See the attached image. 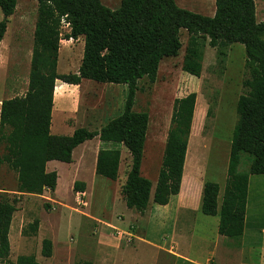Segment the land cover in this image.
Wrapping results in <instances>:
<instances>
[{
    "label": "trees",
    "instance_id": "obj_1",
    "mask_svg": "<svg viewBox=\"0 0 264 264\" xmlns=\"http://www.w3.org/2000/svg\"><path fill=\"white\" fill-rule=\"evenodd\" d=\"M36 1L27 90L23 96L4 99L0 104V166L5 165L16 174V192L38 196L44 191L53 193L57 173L47 172V163H71L72 152L77 146L98 137L101 143L113 147L99 149L95 175L110 181L117 179L121 162L119 145L131 157L130 170L121 189L127 209L143 214L150 203L166 206L171 197L178 195L182 177L184 180L186 177L184 164L196 93L174 101L153 192L151 181L141 174L149 117L147 112H135L133 107L138 83L144 79L155 82L161 61L178 55L182 46L180 33L184 30L188 41L181 69L196 78L202 71L204 42L208 41L221 59L225 58L230 45L238 43L244 47L245 74L236 103L237 119L221 204L218 206L219 185L206 181L200 205L203 215H218L219 236L238 242L244 232L249 177L264 175V21H256L254 0H215L213 16L180 8L175 0H121L114 10L100 0ZM17 2L0 0L3 15L0 44ZM64 24L69 32L61 38ZM81 36L84 47L77 73L59 74L60 41L76 40ZM57 80L69 85H79L81 80L126 85L123 112L98 131L77 128L70 136L52 135L51 113ZM212 116L208 108L206 117ZM246 161L247 172H240V166ZM73 190L83 193L85 184L76 181ZM15 204V200L0 193V264H41L33 255H20L14 262L9 259V234ZM44 207L49 209L48 204ZM38 224V220H34L26 233L36 234ZM41 255L51 257L49 239L42 240Z\"/></svg>",
    "mask_w": 264,
    "mask_h": 264
},
{
    "label": "rangeland",
    "instance_id": "obj_2",
    "mask_svg": "<svg viewBox=\"0 0 264 264\" xmlns=\"http://www.w3.org/2000/svg\"><path fill=\"white\" fill-rule=\"evenodd\" d=\"M120 1L101 0L111 10L118 8ZM175 2L191 12L213 15V0ZM254 3L256 21L262 22L264 0H254ZM36 16V0H18L14 14L8 18L4 40L0 44V104L4 99L23 96L27 90ZM2 19L0 11V21ZM68 32L64 24L61 38H65ZM180 40L182 46L178 55L161 61L155 82L149 83L144 79L138 83L133 110L147 112L149 117L141 174L151 181L153 192L174 101L196 93V117L191 126L193 137L188 143L186 166L184 164V194L196 207L195 218L193 213L181 210L173 223L147 220L148 216L161 218L169 214L152 203L143 214L127 209L121 189L130 170L131 157L121 146L117 179L110 181L97 176L94 180V145L99 142L95 137L73 151L76 162L69 165L53 162L52 167L60 177L55 193L46 191L41 196L19 194L16 192V174L5 165L0 166V193L16 201L10 237L9 259L12 262L20 255H33L41 264H74L77 261H90L92 264H185V259L178 262L176 257L190 258L196 264H218L215 256L218 241V256L225 261L230 260V264H264V230H261L264 227V176L259 177L261 181L252 183L257 190V200L250 204L248 218L254 227L251 235L244 239L243 255L233 249L237 241L218 238L217 217L203 215L197 200L202 181L216 182L222 191L224 189V169L227 168L237 119L236 103L245 74L244 47L238 43L230 45L225 58L221 59L216 49L211 48L208 41L204 42L202 71L196 78L181 69L188 41L184 30L180 33ZM78 44L79 41L61 42L62 46L73 50V56L69 65L64 67L61 46L59 73L77 71L82 58ZM61 92L59 85L56 90L58 97L59 94L62 96ZM126 93L125 85L83 81L80 94L73 97L70 93L68 96L66 113H53L51 134L69 136L72 126L97 130L123 112ZM58 106L59 103L57 109ZM208 108L213 113L209 118L206 117ZM247 170L246 161L239 171ZM74 178L86 183L87 194L73 191ZM46 204L49 205L48 210L44 207ZM36 219L38 231L28 235V225ZM43 239L52 242L50 258L41 255Z\"/></svg>",
    "mask_w": 264,
    "mask_h": 264
},
{
    "label": "crops",
    "instance_id": "obj_3",
    "mask_svg": "<svg viewBox=\"0 0 264 264\" xmlns=\"http://www.w3.org/2000/svg\"><path fill=\"white\" fill-rule=\"evenodd\" d=\"M101 1V0H100ZM120 5V4H119ZM119 7V6H118ZM117 9V8H116ZM114 10V9H113ZM212 11H213V15H214V12H215V0H213V9H212ZM212 15V16H213ZM69 42V40H61L60 41V46H59V50H60V52L58 53V62H57V72L59 73V71H58V67H59V65H60V57H61V52H62V50H63V58H64V61H65V64H64V67H67L68 65H69V61H71V59H72V56H73V50L71 51V49H69L70 47L69 46H62L61 45V42ZM71 41H79V44H78V50L80 51V55H81V57H82V54H83V47H84V38H83V36H81V37H78L76 40H72L71 39ZM61 46H62V50H61ZM82 59V58H81ZM79 68V67H78ZM77 71H78V69H77ZM77 71H75L74 73H77ZM72 73V72H71ZM59 74H61V73H59ZM65 74H69L68 72L67 73H65ZM83 81H85V80H81V82H80V84L79 85H69V84H66V83H63L62 81H59V80H57L56 82H55V86H54V92H53V109H52V113H51V122L53 121V113L55 112V113H66L65 112V109H66V101L68 100V96L70 95V93L72 94V96L73 97H76L78 94H80V92H81V90H82V82ZM60 85V87H62V96L60 97V94H59V97L57 96V94H56V90H57V88H58V86ZM116 85V84H115ZM126 86V85H125ZM126 91H127V86H126ZM122 93H124V90L122 91ZM126 96H127V93H126ZM126 99V98H125ZM59 103V106H58V109H57V104ZM124 103H125V101H124ZM124 103H123V108H124ZM195 114H196V106H195V111H194V116H195ZM117 117V116H116ZM115 118V117H114ZM113 119V118H112ZM111 120V119H110ZM109 121V120H108ZM107 121V122H108ZM106 122V123H107ZM106 123H104L102 126H100L97 130H89V129H87V130H89V131H98V130H100V128L101 127H103ZM73 127V131H72V133H71V135L73 134V132L77 129V128H84V127H74V126H72ZM50 128H51V126H50ZM50 132H51V129H50ZM52 133V132H51ZM53 135V134H52ZM57 136H65V135H57ZM70 136V135H69ZM192 137H193V133L191 132V134H190V137H189V141H191V139H192ZM202 137V136H201ZM90 141V140H89ZM231 142V141H230ZM81 145V144H80ZM95 146V148H94V162H93V168H92V177H94V180L95 179H97V175H95V164H96V157H97V153H98V151H99V149H101V148H103V147H108V148H110V147H113V145H111V144H104V143H101L100 142V140H99V142L96 144V145H94ZM78 147V146H77ZM76 147V148H77ZM120 145L118 146V148L120 149ZM75 148V149H76ZM74 149V150H75ZM73 150V151H74ZM121 151V150H120ZM72 155H73V152H72ZM53 162H57V161H50V162H48L47 163V165H46V171L47 172H56L57 173V185H56V188H57V186H58V182H59V180H60V177L58 176V172L56 171V169L54 168V167H52V165H53ZM73 162H76V159H75V157H74V159H73V156H72V162L71 163H65V164H67V165H69V164H72ZM60 163H62V162H60ZM227 169V168H226ZM226 169H224V174H225V179H226ZM183 175H184V172H183ZM261 176H264V175H251L250 177H249V181H248V191H247V202H246V212H245V221H244V232H243V235H242V237H241V239L238 241V242H236V244H235V246L233 247V249H235L236 251H239V253H240V255H243L244 254V250H245V245H244V239H245V237H247V235H251V233L253 232V223L252 222H249V216H248V211H249V209H250V204L251 203H253V201H256L257 199H256V195H257V190H256V187H255V185L254 186H252L253 184V182L255 181V182H259V181H261L260 179H262V178H259V177H261ZM100 177V176H99ZM76 181H79V180H77V178H74L73 180H72V183H73V185H74V182H76ZM79 182H83V181H79ZM206 181H202L201 182V184H200V186H199V190H198V197H197V200H198V203L201 205V198H202V188H203V184L205 183ZM211 182H213V181H211ZM84 184H85V188H87V185H86V183L85 182H83ZM216 183V182H215ZM219 185V184H218ZM185 187H186V177H185V180L183 179V177H182V183H181V188H180V192H179V194L178 195H176V196H173V197H171V199H170V201H169V203L166 205V206H158V205H155V204H153L157 209H162V210H166L169 214L166 216V217H161V218H157V217H151V216H148L147 218V220H153V221H155V222H172L173 223V219L175 218V216L176 215H178V212L179 211H181V210H183V211H186V213H193V216H194V218H195V216H196V213H197V210H196V207H194V205L191 203V201H190V203L188 202V199H187V197H186V195L184 194V189H185ZM222 188L219 186V194H218V206H220V204H221V200H222V195H223V191L221 190ZM55 191H56V189H55ZM55 191L53 192V193H55ZM74 191V190H73ZM46 191H44L43 193H45ZM49 192V191H48ZM76 194H87V191L85 192V190H84V192L83 193H77V192H75ZM219 200H220V202H219ZM252 201V202H251ZM125 204V203H124ZM126 207V206H125ZM206 216V215H205ZM208 217H217V219H216V222H215V224H216V231H217V225H218V220H219V217H218V215H216V216H208ZM12 228H13V219H12V223H11V228H10V234H9V240H10V237H11V232H12ZM262 231L264 230V227H262V229H261ZM218 238H220V239H223V240H225V239H227V238H224V237H221V236H218ZM225 241H227V240H225ZM232 245H234V244H232ZM216 251H215V256L217 255V260H218V264H230V260H228V259H226V261L225 260H223L221 257H219L220 255L219 254H217L218 253V249L220 248L219 247V245H218V241H217V243H216ZM169 252H171L172 253V250L170 249L169 250ZM230 254H231V252H230ZM219 255V256H218ZM169 257H171V256H169ZM212 257H214L213 255H212ZM185 259V260H183V259ZM176 259V261H180V260H183V262H188V261H190L189 263H191V264H196L195 262L196 261H192V259H187V258H185V257H176L175 258ZM187 260V261H186ZM199 264V263H198ZM216 264V263H215Z\"/></svg>",
    "mask_w": 264,
    "mask_h": 264
}]
</instances>
